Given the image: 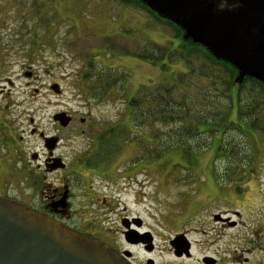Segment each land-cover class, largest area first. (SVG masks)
Segmentation results:
<instances>
[{
    "label": "rangeland",
    "instance_id": "obj_1",
    "mask_svg": "<svg viewBox=\"0 0 264 264\" xmlns=\"http://www.w3.org/2000/svg\"><path fill=\"white\" fill-rule=\"evenodd\" d=\"M238 4V0H210L203 12L217 16ZM138 10L117 0H0V108L10 105L9 116L23 132L26 152L44 153L39 138L30 135L33 124L58 133L54 115L68 110L75 114L90 112L94 121L114 122L125 114L128 99L158 84L168 85L175 73L190 70L185 59L165 61L166 66H162L125 55L151 42L172 48L173 42L181 41L169 25ZM39 13H43V20ZM43 21L53 24L49 42L26 52L35 32H46L40 26ZM187 26L192 32L200 30L199 23ZM105 46H109V55L100 53ZM4 54L8 57L3 58ZM108 67L129 73L125 92L111 88L108 95L92 100L90 108L78 88L81 77L91 71L96 76ZM31 72L33 77L28 76ZM54 84L60 86V93L52 89ZM172 126L177 127L174 123ZM227 128L212 139L222 136L225 145L235 148L231 157L214 155L207 147L211 134L203 133L193 143L199 151L170 150L142 162L138 181L108 191L100 188V194L110 195L114 209L103 226L118 236L122 216L140 217L141 233L155 235L157 251L153 257L158 264L175 262L168 251L169 243L181 234L194 246L192 259L184 264H201L205 254L225 259L226 264H264V140L259 132L248 135ZM80 129L76 122L70 129L59 131L63 143L58 152L68 161L75 154L81 156L89 144L88 138L77 135ZM169 137V133H160L156 139H164V145ZM252 147L259 148L253 164ZM117 150L113 157L119 156L115 164L120 167L132 165L130 158L153 156L151 147H141L136 153L129 149L117 154ZM214 214H221L225 222H216ZM231 222L236 224L224 227ZM134 253L138 260L146 257L140 247L134 248Z\"/></svg>",
    "mask_w": 264,
    "mask_h": 264
},
{
    "label": "flooded vegetation",
    "instance_id": "obj_2",
    "mask_svg": "<svg viewBox=\"0 0 264 264\" xmlns=\"http://www.w3.org/2000/svg\"><path fill=\"white\" fill-rule=\"evenodd\" d=\"M117 1L127 8H136L140 11L139 7H135L136 4L128 5L121 0ZM238 2L239 4L235 8L228 12L224 11L217 16L204 13L203 10L206 5L192 11L187 17H180L177 11L167 4L166 0H152L150 5L154 6L155 10L166 12L161 13L162 17L171 20L174 26L177 27L178 25L180 29L187 30L182 32V38L178 37L180 40L194 37L187 24L199 23L200 30L198 29L196 32L200 36L199 39H196L201 42L199 44L206 49L211 48L213 52L215 49L221 51V56L231 60L237 70V75L233 88L235 91L233 94L235 95L233 98L235 118L228 121V126L243 133L255 135L258 132L253 129H244V127L249 126L247 122L250 119L243 120L237 116L240 105L237 100V93L241 92V85L245 80L250 79L258 81L262 87L245 88V92L258 93L264 96V75L258 71L256 62L257 55L264 52V34L253 44H248L241 39V28L237 27L236 20L245 0H238ZM193 15H197L196 21L190 20ZM263 19V8L248 15V31L254 28L255 23L263 21ZM180 43L181 41H175L172 48H177ZM216 46L221 49H217ZM2 56L3 58L8 57L6 54ZM260 63L262 72H264V60H260ZM31 76L33 77V72H31ZM78 88L86 100L85 102L88 103V107L91 108V101L96 99L87 96L88 89L84 87V84ZM66 113L71 117V122L67 126H62L59 121L54 120L58 133L52 134L43 131L36 124L30 127V135L37 136L43 144L44 153L41 155L36 151L26 152L24 150L25 137L21 135L23 133L21 128L16 126V122L9 116L10 105L6 103L3 108H0V197L19 202L46 214L65 226L105 244L119 254L131 252L132 255L129 259L133 264H158L153 257L157 251L155 235L138 236V243L127 240V231L137 230L140 234L145 233H141L142 221L140 217L122 216L118 236L103 226L108 215L112 214L114 209L112 208L113 203H110V195L100 194V188L107 191L111 188L117 189V186L124 185V183L138 181L137 179L141 175V163L139 162L137 166L120 167L115 164L119 156L114 158L113 152L120 146L116 140L119 139L122 144V152L124 150L129 151V149L135 152L137 146L140 151L141 127L134 126L130 119L125 118V114L114 122L104 120L99 122L93 120L90 112V115L87 113L75 114L70 110ZM30 122L31 124L34 123V120L30 119ZM76 122L81 126L77 135L88 138L89 144L81 156L75 154L72 160L68 161L63 153L58 152L63 143V136L59 131L70 129ZM19 130L21 131L20 134ZM130 131L132 135L137 132V140L130 141ZM104 132H108V134L104 136ZM259 136L264 139L263 133H260ZM50 138L56 140L50 142L48 140ZM119 150L116 151L117 154ZM104 155L108 165L106 167L95 166L94 162L96 163V161H93L95 157L100 158ZM85 157H91V159ZM219 189L217 188L218 191ZM140 191L141 185L138 194ZM213 219L216 222H225L221 214H214ZM235 224L236 222L228 223V225L224 223V227ZM174 239L170 240L168 251L175 262L170 264H184V261L193 257V242H189V249H184L181 255L177 253V244H173ZM137 247H140L146 255L143 260H138L134 253V248ZM233 258L230 261H233ZM201 264H226V260L205 254L201 258Z\"/></svg>",
    "mask_w": 264,
    "mask_h": 264
},
{
    "label": "trees",
    "instance_id": "obj_3",
    "mask_svg": "<svg viewBox=\"0 0 264 264\" xmlns=\"http://www.w3.org/2000/svg\"><path fill=\"white\" fill-rule=\"evenodd\" d=\"M121 1L128 5L136 4L135 7L145 10L153 18H156L158 22L169 25L177 37L182 38V32L187 31L180 29L178 25L177 27L174 26L171 20L162 17V10H155V7L150 5L149 0ZM42 14L39 13L43 20ZM52 25V23H44V21L40 24L41 28L45 29L46 32L39 34L36 31L32 46L26 49V52L35 51L37 47L42 48L46 40L49 42V35L53 33L50 31ZM199 43L201 42L189 37L185 40L181 39V43L174 49L164 44L151 42L144 46L143 49H138L131 54H125L140 59L144 58L154 64L161 63L162 66H166L165 61L176 62L185 59L186 64L190 68L186 73H175L168 85L158 84L145 91V93L128 99L126 109L128 107L129 109H125V115L127 112L128 117L125 116V118L130 119L134 126L141 127V147L145 149L151 147V151H153L151 152L153 155L152 159L146 155L137 156L135 160L130 158L132 165L137 166L138 162L151 161L176 148H182L186 153L194 152L195 150L199 151L193 143L203 133L211 134L207 147L210 148L214 155L221 153L220 155L224 156L225 154L230 155V152L232 154L236 152V149L231 147V145L230 147L225 145L222 136L219 140L212 139V137L217 133L223 135L225 130L228 129L227 127H229L228 121L235 116L232 92L237 70L231 60L213 52L210 47V49H206ZM107 50H109V46H105L103 50H100V53L105 52L109 55L111 52H107ZM129 76V73L124 70L108 67V69H103L96 76L92 71L84 74L81 77L83 80L81 84H84V87L88 89V97L99 100L104 95H108L109 89L114 87L119 88L121 92H125L124 86ZM244 86H249V88L253 89L262 87V84L255 80L246 79L241 85V92L237 93V100L240 102L237 116L243 120H246V118L250 119L247 122L249 126L244 127V129H253L255 132L263 133L264 137V96L258 93L245 92ZM218 97L223 99L219 100ZM173 123L177 125L175 129L172 126ZM160 133L170 134L164 145V139L162 141L156 139ZM107 134L108 132L103 133L104 136ZM147 136L152 139H148ZM137 138V132L132 135L130 131V141L137 140ZM157 140L158 143H155ZM116 141L120 145L119 151L123 150L119 139ZM144 141L149 143L147 142L144 145ZM258 149L257 147H252L251 164L258 157L256 155ZM137 151H139L138 146L135 153ZM85 158L91 159V157ZM93 161H96L94 165L98 167H106L108 165L105 155L100 158L95 157Z\"/></svg>",
    "mask_w": 264,
    "mask_h": 264
},
{
    "label": "water",
    "instance_id": "obj_4",
    "mask_svg": "<svg viewBox=\"0 0 264 264\" xmlns=\"http://www.w3.org/2000/svg\"><path fill=\"white\" fill-rule=\"evenodd\" d=\"M166 2L180 17H187L192 11L207 5L210 0ZM261 8H264V0H245L238 12L236 25L241 28V39L248 44L255 43L264 34V19L255 23L250 31L247 27V16ZM162 12L166 13L163 10ZM196 19L197 15L190 18L191 21ZM192 34L194 36L192 38H200L196 37V32ZM215 52L218 51L215 49ZM260 60H264V52H260L256 57L258 71L264 75ZM235 62L238 64L236 60ZM28 76H31V73ZM52 89L57 93L61 92L58 84H54ZM54 120L59 121L62 126H67L71 122V117L66 112H59L54 115ZM48 140L53 142L56 139ZM149 235L150 233L140 234L137 230L126 232L127 240L133 243L139 242L138 236ZM174 243L177 244V253L181 255L184 249H189L190 243L185 235L176 236ZM131 255V252L119 254L105 244L65 226L46 214L0 197V264H133L129 259Z\"/></svg>",
    "mask_w": 264,
    "mask_h": 264
}]
</instances>
